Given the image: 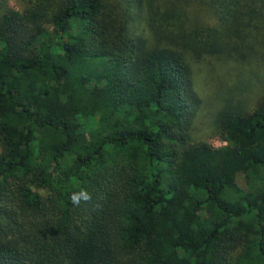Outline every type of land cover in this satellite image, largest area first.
<instances>
[{"label":"trees","instance_id":"16d2710c","mask_svg":"<svg viewBox=\"0 0 264 264\" xmlns=\"http://www.w3.org/2000/svg\"><path fill=\"white\" fill-rule=\"evenodd\" d=\"M211 10L217 25L162 27L161 44L135 0L0 2V264H264V94L216 111L223 144L194 140L177 46L247 47L264 0Z\"/></svg>","mask_w":264,"mask_h":264},{"label":"rangeland","instance_id":"374dc122","mask_svg":"<svg viewBox=\"0 0 264 264\" xmlns=\"http://www.w3.org/2000/svg\"><path fill=\"white\" fill-rule=\"evenodd\" d=\"M111 1L119 6L125 0ZM0 2L20 9L27 0ZM135 2H138L140 9L143 10L141 27H144L145 35L161 44L172 43L175 33H166L162 36L160 34L162 27L167 31H175V24L180 22L181 31L186 34L195 28L217 25L214 11L211 10V4L216 5L217 0H135ZM133 13H136L135 9H131V14ZM149 13L152 24L147 21ZM162 13H168L170 16ZM177 46L184 47L190 59L193 87L200 98V105L192 119L191 137L196 141L204 140L219 146L223 141L218 138L214 129L216 111L227 103L240 109H252L264 94V38L249 42L247 47H233L232 49L236 50L226 55L203 53L196 57L186 36ZM237 182L241 183L240 176H237Z\"/></svg>","mask_w":264,"mask_h":264},{"label":"clouds","instance_id":"9594fccd","mask_svg":"<svg viewBox=\"0 0 264 264\" xmlns=\"http://www.w3.org/2000/svg\"><path fill=\"white\" fill-rule=\"evenodd\" d=\"M91 199L90 193H88L86 190L81 189L79 193H73L70 196V200L73 205L78 206L80 204L81 200L89 201Z\"/></svg>","mask_w":264,"mask_h":264}]
</instances>
